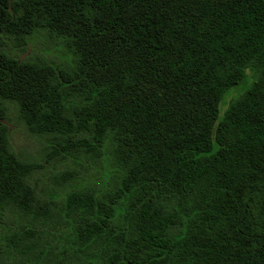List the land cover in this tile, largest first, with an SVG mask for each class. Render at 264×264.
I'll return each instance as SVG.
<instances>
[{
    "label": "trees",
    "instance_id": "1",
    "mask_svg": "<svg viewBox=\"0 0 264 264\" xmlns=\"http://www.w3.org/2000/svg\"><path fill=\"white\" fill-rule=\"evenodd\" d=\"M10 106L81 182L42 197ZM104 159L99 189L84 174ZM13 215L0 264H264V0H0Z\"/></svg>",
    "mask_w": 264,
    "mask_h": 264
},
{
    "label": "rangeland",
    "instance_id": "2",
    "mask_svg": "<svg viewBox=\"0 0 264 264\" xmlns=\"http://www.w3.org/2000/svg\"><path fill=\"white\" fill-rule=\"evenodd\" d=\"M45 37L38 38L33 41L26 53L21 54L22 57H32L44 53V50L48 49L50 44L43 40ZM52 48V47H51ZM54 56L62 59V54L57 50H53ZM226 106H222V111H225ZM9 126L11 129V142L14 150L28 162H32L38 166L33 176V181L36 184L39 193L46 200L51 198V195L58 194L62 191L68 190L74 186L78 181H82L78 178L76 181L70 182L66 173L69 170H77L75 164L71 161L64 160L60 157L52 158L53 151L51 149V141L47 137H40L30 133L24 124L19 120L17 111L10 106L9 109ZM107 168V162L105 159L100 164L89 162L88 173L84 174V177H88V180L97 186L99 189L104 188L107 183L104 178V173ZM83 177V176H82ZM18 222L27 224V221L21 220L15 215L8 218L3 224H0V259L6 258L3 254L7 250V245H13L8 238L13 234L10 232V228H13V232L19 231ZM28 225V224H27ZM5 228V229H4ZM50 238L49 241H51ZM52 241L49 246H51ZM44 252V247L41 248ZM3 251V252H2ZM39 256H42L37 252ZM14 257L6 258L10 262Z\"/></svg>",
    "mask_w": 264,
    "mask_h": 264
}]
</instances>
